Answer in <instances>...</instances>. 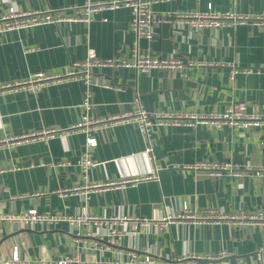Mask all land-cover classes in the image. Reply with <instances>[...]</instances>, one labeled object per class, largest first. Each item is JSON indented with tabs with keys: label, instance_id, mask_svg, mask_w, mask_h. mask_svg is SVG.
Returning a JSON list of instances; mask_svg holds the SVG:
<instances>
[{
	"label": "crops",
	"instance_id": "obj_1",
	"mask_svg": "<svg viewBox=\"0 0 264 264\" xmlns=\"http://www.w3.org/2000/svg\"><path fill=\"white\" fill-rule=\"evenodd\" d=\"M85 1L0 0V16L9 6L46 10ZM154 9L254 16L264 13V0H162ZM131 21V10L119 8L98 13L88 24H43L0 34V214L37 209L71 216L88 211L108 219H139L121 222L120 237H100L110 223L98 228L64 221L29 228L1 220L0 257L17 253L21 261L38 264L78 251L83 259L114 264L137 252L151 254L159 264H187L189 255L200 257L199 264H236L239 259L259 264L264 239L261 227L178 214L184 204L198 215L210 209L223 215L239 209L251 212L261 206L264 181L255 173L264 163L260 127L155 125L149 153V140L137 124H110L93 131L98 144L90 148L95 165L87 175L79 165L87 149L83 131L2 141L44 129L73 127L84 115L85 91L79 79L51 83L36 91L4 89V84L41 71L64 72L72 63L84 61L89 49L100 59L130 57L137 41ZM138 44L141 52L164 57L176 53L189 65L149 72L93 67L95 77L113 87H91L92 118L109 119L129 111L137 95L150 114L224 111L235 101H245L249 112L261 111L264 25L196 29L163 23L155 27L153 39L140 38ZM203 161L234 163L252 170L212 177L206 169L195 167ZM168 214L177 216L165 222ZM223 252L227 255L213 258Z\"/></svg>",
	"mask_w": 264,
	"mask_h": 264
},
{
	"label": "built area",
	"instance_id": "obj_2",
	"mask_svg": "<svg viewBox=\"0 0 264 264\" xmlns=\"http://www.w3.org/2000/svg\"><path fill=\"white\" fill-rule=\"evenodd\" d=\"M162 0H110V1H92L86 0L82 5H72L62 8H50L46 10L27 9L19 10L15 6H9L8 10L0 16V34L7 33L13 30L27 29L36 27L43 24H56L61 23H73L84 22L90 23L95 15L107 10H116L119 8H129L132 12L131 27L136 33L137 41L133 48L132 55L130 57L119 56L112 59H100L95 54L93 49H89L88 55L84 61H76L71 64L69 69L64 72H46L41 71L31 75L28 79L16 81L13 83H6L2 88L11 89H28L30 91H36L41 87L49 85L51 83L60 82L69 79H79L85 84L84 99L81 107L84 111V115L80 122L73 125V127L66 130L59 129H44L36 131L30 135H21L16 137H9L2 139L5 142H15L22 139H28L33 136L48 137L50 135H64L73 133L75 131H83L87 134V149L79 159V165L82 171L87 175L88 171L95 165V161L92 158L90 148L95 147L98 144L96 136L93 135V131L99 130L110 124L115 123H134L145 133L149 140L147 152L152 153V145L150 142L151 131L155 125H177V124H195L203 123L217 128L225 127H260L262 129V143L264 144V104L259 112H249L248 104L245 101H235L229 104L224 111H211L208 113H155L150 114L144 108L143 103L139 95L133 99L132 109L129 111L109 119H95L89 115L90 110L93 107L91 87L94 85H100L104 87H113L110 83L100 81L92 72L93 67H115V68H135L139 72H149L152 69H168L176 70L183 68L185 65H189L185 60L176 53L170 56H160L149 52H141L139 50L138 40L140 38L153 39L155 36V27L163 23H169L176 27L183 25H191L196 29H202L205 27L221 28L233 24L253 23L257 25H264V13H260L254 16L239 14L235 12H189L179 10L168 11H156L154 9L155 4ZM251 71L245 69V71ZM263 70V71H262ZM262 71L264 73V68ZM236 70L233 71V75ZM116 87V86H115ZM119 88V87H117ZM195 167L206 169L212 177H221L226 173L241 175L245 171H251L252 167H245L241 169L234 163H216L211 161H203L197 163ZM255 173L264 181V163L255 170ZM89 187L98 188L100 184H93ZM79 187L74 190H78ZM177 215L168 214L165 216V222L167 220L176 217ZM179 217H188L191 219H199L200 221L212 220V221H225L235 225H251L259 226L264 233V191L262 196V204L255 211L248 212L245 209H239L228 215H223L219 211L210 209L207 210L204 215H198L187 204H184L183 209L178 214ZM9 221L16 223L20 226H26L29 228H35L36 225H46L47 227L55 226L60 222H68L72 226H88L95 225L98 228L103 227L105 224L110 223V228L107 231L104 229V233L100 237L111 236L120 237V229L118 225L121 222L133 220L135 222L139 219H130L128 217H113L112 219L99 217L91 214L88 211H84L77 216H71L61 212L42 213L37 209H29L22 213L14 214H0V221ZM142 221H146L142 220ZM227 253L223 252L218 257L226 256ZM213 259L212 257H208ZM188 259H191L190 261ZM207 259V258H206ZM259 264H264V239L263 244L259 251ZM200 257L189 255L187 256V264H199ZM160 260L151 254L140 255L137 252H132L129 258L125 261L116 262L114 264H159ZM0 264H32L21 261L16 253L11 258L0 257ZM38 264H112L107 260H93L83 259L80 253L77 251L73 254H66L56 259H43L38 261ZM236 264H252L244 259L237 260Z\"/></svg>",
	"mask_w": 264,
	"mask_h": 264
}]
</instances>
